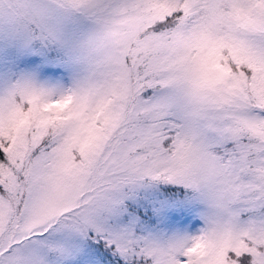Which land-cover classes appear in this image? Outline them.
Segmentation results:
<instances>
[{
    "label": "snow or ice",
    "instance_id": "6c2138e0",
    "mask_svg": "<svg viewBox=\"0 0 264 264\" xmlns=\"http://www.w3.org/2000/svg\"><path fill=\"white\" fill-rule=\"evenodd\" d=\"M0 264H264V0H0Z\"/></svg>",
    "mask_w": 264,
    "mask_h": 264
}]
</instances>
